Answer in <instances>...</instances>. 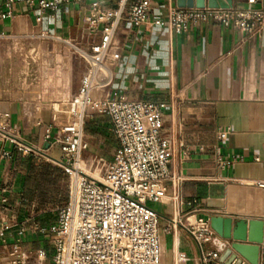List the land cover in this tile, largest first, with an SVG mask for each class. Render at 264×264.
Wrapping results in <instances>:
<instances>
[{"label": "crops", "instance_id": "0c3cea01", "mask_svg": "<svg viewBox=\"0 0 264 264\" xmlns=\"http://www.w3.org/2000/svg\"><path fill=\"white\" fill-rule=\"evenodd\" d=\"M30 1L31 5L14 0L7 16L5 0H0V37L44 34L59 43L55 48L58 53L73 50L77 57L70 86L55 92L58 100L68 101L78 92L87 69L78 49H89L101 36L100 28L93 32L87 24L91 3L109 9L119 0L70 1L42 14L33 4L36 0ZM150 4L148 22L120 24L116 30L112 51L118 58L107 90L128 100L165 104L161 135L171 146L170 173L181 180L176 197L171 196L174 188L167 181L168 196L147 205L159 216L158 238L164 261L202 264L201 251H222L223 239L216 235L213 241L198 245L181 226L167 230L170 219L188 216L190 221L198 217L210 220L219 215L264 222L262 193L253 185L264 180V22L256 34L211 19L174 33L154 23L165 18L168 6L176 7L174 0H150ZM262 4L264 0H231L229 7L258 8ZM34 102L0 99V130L34 146L40 155H26L5 144L11 156L0 162V264H7L15 246L24 255L43 250L46 263H50L53 245L47 230L56 221L55 207L64 198L65 204L68 197L65 189L42 185L45 175L66 172V163L60 143L45 139L49 127L56 125L55 115ZM83 129L88 145L80 155L82 165L107 161V167L118 150L109 117L93 113ZM50 133L56 136L55 126ZM216 154L232 160L231 164L218 167ZM189 201L193 204L187 205ZM258 264H264V229Z\"/></svg>", "mask_w": 264, "mask_h": 264}, {"label": "built area", "instance_id": "2783aa9c", "mask_svg": "<svg viewBox=\"0 0 264 264\" xmlns=\"http://www.w3.org/2000/svg\"><path fill=\"white\" fill-rule=\"evenodd\" d=\"M70 1L80 0H36L33 4L42 14ZM13 2H4L7 16L11 15ZM26 2L32 4L30 0ZM0 13L3 12L0 10ZM151 13L150 0H119L116 7L109 9L97 2L91 3L87 24L93 32L100 28V40L89 49H78L87 61V69L78 92L68 100L71 121L62 126L53 123L45 136L47 141L53 139L60 143L65 171L71 177L67 201L57 208L56 221L47 230L53 256L46 263L43 250L24 255L15 246L7 256V264H168L163 259L158 238L159 216L147 205L148 201L158 202L168 196L167 181L174 188L171 196L176 197L175 189L181 180L170 173L171 146L161 135L165 104L128 100L107 90L118 58L112 51L116 30L120 24L138 26L148 22ZM210 19L225 27L256 34L264 22V4L245 9L168 6L165 18L154 23L179 33ZM36 20L40 21V16ZM93 113L109 117L118 142V150L99 180L81 169L80 158L88 145L84 120ZM53 126L57 132L54 137L50 133ZM62 134L66 135L63 139ZM6 143L21 153L40 157L34 146L0 130V162L11 156ZM214 161L220 168L232 162L217 154ZM253 185L261 190V217L264 218V180L254 181ZM177 226L185 229L198 245L213 241L217 235L210 220L202 217L192 221L188 216L172 218L165 228ZM228 244L223 239L224 248ZM222 251H201V263H218ZM241 264H244L242 260Z\"/></svg>", "mask_w": 264, "mask_h": 264}, {"label": "rangeland", "instance_id": "374dc122", "mask_svg": "<svg viewBox=\"0 0 264 264\" xmlns=\"http://www.w3.org/2000/svg\"><path fill=\"white\" fill-rule=\"evenodd\" d=\"M58 45L59 43L52 39L34 35L24 38L0 37V99H33L36 107L53 113L56 125L62 126L71 121L70 109L68 101L58 100L60 97L55 92L70 86L77 55L73 50L65 49L63 54L58 53L55 50ZM61 45L68 46L66 43ZM63 56L66 57L62 59ZM107 163L106 161L85 166L81 163V167L88 175L99 180L104 174ZM48 176L42 178L44 188L47 184H51L52 187L65 189L67 195L69 194L71 177L68 173L57 172ZM63 200L60 205L66 198ZM60 205L55 207V210Z\"/></svg>", "mask_w": 264, "mask_h": 264}, {"label": "water", "instance_id": "95a60500", "mask_svg": "<svg viewBox=\"0 0 264 264\" xmlns=\"http://www.w3.org/2000/svg\"><path fill=\"white\" fill-rule=\"evenodd\" d=\"M182 8H227L231 0H174ZM210 226L229 244L220 254L219 262L223 264H241L240 257L249 264H258L259 244L263 241L264 222L261 219H238L214 215L210 217ZM240 256V257H239Z\"/></svg>", "mask_w": 264, "mask_h": 264}, {"label": "bare ground", "instance_id": "6f19581e", "mask_svg": "<svg viewBox=\"0 0 264 264\" xmlns=\"http://www.w3.org/2000/svg\"><path fill=\"white\" fill-rule=\"evenodd\" d=\"M81 169L83 170V167H81ZM84 171V170H83Z\"/></svg>", "mask_w": 264, "mask_h": 264}]
</instances>
